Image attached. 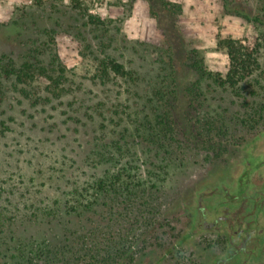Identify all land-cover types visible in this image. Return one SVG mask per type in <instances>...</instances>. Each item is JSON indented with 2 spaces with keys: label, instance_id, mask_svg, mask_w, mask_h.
<instances>
[{
  "label": "rangeland",
  "instance_id": "rangeland-1",
  "mask_svg": "<svg viewBox=\"0 0 264 264\" xmlns=\"http://www.w3.org/2000/svg\"><path fill=\"white\" fill-rule=\"evenodd\" d=\"M81 1L0 0L1 51L43 48L33 18L13 22L36 11L56 32L40 57L57 52L67 68L62 79L49 68L55 83L0 78V264H213L228 254L214 219L243 211L247 195L228 228L253 249L264 240V0H168L181 7L174 21L161 0ZM154 14L177 24L171 51ZM220 36L258 50V76L239 93L207 79L194 96L191 50L208 71L229 70ZM107 57L135 80L102 77ZM171 71L179 93L157 100V76Z\"/></svg>",
  "mask_w": 264,
  "mask_h": 264
},
{
  "label": "trees",
  "instance_id": "trees-1",
  "mask_svg": "<svg viewBox=\"0 0 264 264\" xmlns=\"http://www.w3.org/2000/svg\"><path fill=\"white\" fill-rule=\"evenodd\" d=\"M71 7L75 9L82 10V1L81 0H70ZM163 6H161L162 12L168 11V14L171 15L170 17H176V14H179L181 12V7L174 5L168 0H161ZM153 3V0H152ZM53 10L52 12H54ZM25 12V11H24ZM238 13L247 18L251 19V17L243 12L238 11ZM36 11H26L23 13L18 19L13 20V22L19 24L21 22H24L22 25H27L28 23H25L27 18H33L32 26L36 27V30L38 33L45 35V39H43V48H41L42 44L38 45L37 48H32L29 51L26 50V52L21 54H7L6 52H2L1 49L3 46L0 44V78H14L18 83L26 85L30 81H34L36 77H45V79L50 80L52 83L59 80V78L62 79L64 73L66 72V66H64L61 61L60 57L57 52H53L50 59V64L45 63L42 58L40 57L43 54V51L47 52V50H51V44L56 43L55 34L56 32L52 29L47 28V26H41L37 20ZM85 14V13H84ZM162 14V13H161ZM88 23L101 25L105 24V21H103L100 17H97L93 14L88 13ZM156 17L158 24L160 28L164 32V36L166 39H168V45L170 47L168 48V51L172 50L171 47V39L170 34L173 32H177L180 34L177 24H171L167 25L164 21V16L160 14H154ZM170 21V20H169ZM172 21V19H171ZM172 21V23H173ZM7 24L0 23V28L5 26ZM120 30V29H119ZM50 32H55L53 36H50ZM23 37H29L26 30H22V33H18L17 37H14L15 40H23L20 39ZM34 38V37H32ZM39 36L35 39H32V42H36L39 40ZM29 40V39H28ZM24 44V40L22 41ZM28 44V41L26 42ZM218 45L221 49H224L226 53L229 56L230 59V67L225 76H222L220 73H215L212 71H208V68L206 66L205 60L202 56H200L198 50L194 49L190 51V56L188 58L191 60V65L189 68L196 70L200 76V79L197 81V83H192L190 89L193 91V95H197V97H202L204 93H202V88L204 85V82L207 79H210L212 83L216 85L217 88L222 90H232L235 93L247 92V85H252V82L250 79L254 78L255 75L258 76L257 71L261 68V64L259 62V57L257 55L258 50L257 49H250L249 47L242 44V41L228 37H219L218 38ZM25 46V45H24ZM2 47V48H1ZM26 48V47H25ZM193 58V62L192 59ZM173 60V58L171 57ZM55 64L59 65V78H56L49 74V68H56ZM186 65V63H185ZM101 72L103 73L101 76H109L110 74H115L116 76L135 80V72L128 69L125 64L118 61L115 58H104L101 61L100 64ZM158 82L157 87L154 89V97L157 98V100H165V98L170 95L173 96L174 93L177 92V89H179V76L175 72H170L167 75H158ZM167 82L170 83L172 86L169 90L168 88H165V85ZM168 85V84H167ZM251 115V114H250ZM245 120V119H243ZM252 123H256L255 120H251ZM244 123V122H243ZM218 126L215 128L220 129L219 131H224L225 126H227L226 121H218ZM247 199L249 198V195H247ZM247 199H244V203L242 205H238V208H242L243 211H239L240 214H242V219L245 217V208L247 206ZM236 200V199H235ZM250 200V199H249ZM234 201V200H232ZM235 202V201H234ZM227 210V214H223L220 212V215L223 214L225 217H230L235 220L236 213L238 212V209L236 213L233 214V212H230L231 210ZM241 217L238 219L241 220Z\"/></svg>",
  "mask_w": 264,
  "mask_h": 264
},
{
  "label": "flooded vegetation",
  "instance_id": "flooded-vegetation-1",
  "mask_svg": "<svg viewBox=\"0 0 264 264\" xmlns=\"http://www.w3.org/2000/svg\"><path fill=\"white\" fill-rule=\"evenodd\" d=\"M200 209H202L200 207ZM227 219V220H226ZM226 220V221H225ZM233 222V219L230 217H225L223 214H221V217H216L214 219V223L212 224V228L216 227V231H222V229L225 228V230L228 233V241H227V256L225 259L216 260L213 264H235L236 262L238 264H250L255 261H260L264 257V240H259L258 243H255L253 249L247 248V245H244L245 240L244 238L241 241V243H236L235 238H239V236L243 235L242 233H238V236L235 235V231L232 228L229 230V223ZM193 233L189 232V235L186 237L192 236ZM244 236V235H243ZM242 236V237H243ZM237 258V259H235Z\"/></svg>",
  "mask_w": 264,
  "mask_h": 264
}]
</instances>
